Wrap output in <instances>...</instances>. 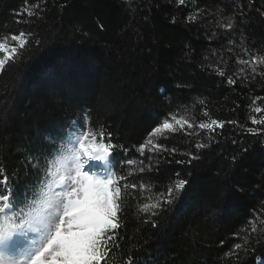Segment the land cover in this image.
Instances as JSON below:
<instances>
[{
  "label": "trees",
  "instance_id": "trees-1",
  "mask_svg": "<svg viewBox=\"0 0 264 264\" xmlns=\"http://www.w3.org/2000/svg\"><path fill=\"white\" fill-rule=\"evenodd\" d=\"M37 3L43 9L39 16L16 15ZM226 21L233 23L231 30L219 27ZM20 31L32 34L30 43L0 74V166L14 182L18 201L41 179L47 157L60 141L67 142L70 122L76 121L81 129H104L127 149L110 158L116 174L127 177L129 199L119 247L108 264H125L129 257L133 264L264 261V133L254 137L245 131L253 127L252 115H264L252 111L264 108V74L252 79L238 64L241 58L264 56V0H186L184 5L178 0H0V39ZM229 76L235 85L227 83ZM205 109L212 118L236 120L244 128L226 124L191 165L174 160L195 152L197 139L207 142L204 133L155 137L178 153H164L159 161L153 156L154 167L139 172V160L147 165L148 154L140 157L136 147L154 127L169 113L194 123L206 120ZM127 158L137 165L123 166ZM177 173L189 183L170 210L154 218L153 228L139 207ZM254 214H259L257 233L239 251L241 259L227 257L235 243L243 244Z\"/></svg>",
  "mask_w": 264,
  "mask_h": 264
},
{
  "label": "snow or ice",
  "instance_id": "snow-or-ice-1",
  "mask_svg": "<svg viewBox=\"0 0 264 264\" xmlns=\"http://www.w3.org/2000/svg\"><path fill=\"white\" fill-rule=\"evenodd\" d=\"M178 3L184 5L186 0H178ZM37 9H40L38 3L25 7L16 15L26 14L29 18L39 16L43 9H40V12ZM196 18L192 16L189 19L194 21ZM219 27L231 30L233 23L226 21ZM31 35L20 31L0 39V74L6 71L7 66L20 59L30 43ZM35 43L39 44L40 41L36 40ZM238 64L243 66L239 72L243 74L246 69L249 70L252 79L264 74L258 72V66H264V56L241 58ZM217 74L224 77L225 71L217 66ZM227 83L235 85L237 80L229 76ZM200 103L203 104L204 101ZM252 111L261 114L264 113V108L257 106ZM202 115L207 119L194 123L184 115L169 113L152 129L145 142L136 147L140 157L148 154L147 165L144 159L139 160V172L143 173L145 167H154L151 163L153 156L159 161L164 153L171 156L178 153L177 148H169L155 140V137L166 140L168 136L165 133H183L189 137H200L201 133H204L207 142L197 139L194 143L195 152L185 151L180 153L185 158L174 160L176 164L191 165L193 161L201 159L200 151L210 147L218 130L219 134H222L226 124L244 128L236 120L212 118L207 109L203 110ZM250 121L253 127H247L246 133L254 137L261 136L264 127L255 126H264V115L259 118L252 115ZM232 143L236 144L237 141L233 140ZM59 144L60 147L47 157L41 179L30 186L20 201L15 195L14 182L10 183L9 174L0 166V264H108L114 250L119 247L118 233L124 226L122 220L126 214L125 202L129 199V184L125 175L116 174L117 166L110 158L114 151L126 153L127 149L113 143L111 133H106L104 129L98 133L91 127L81 129L76 121L70 122L67 142L60 141ZM261 146L264 147V139L261 140ZM242 151L247 152L248 149L244 148ZM237 159L236 155L231 157L233 164ZM89 160L95 162L98 170L108 162L106 179L98 177L95 172L89 175L83 171ZM137 163L138 161L132 158L122 161L123 166H135ZM131 175L129 172L128 176ZM179 175L177 173L174 181L155 193L154 197H148L149 202H144L139 207V211L145 214L144 222L151 223L153 228L157 227L154 218L169 211L170 206L179 199L189 183L187 179L179 178ZM136 188L137 184L132 183L131 189ZM258 216L259 214H254L249 221L250 232L242 237L243 244L235 243L225 254L227 257L235 256L238 260L241 259L239 251L246 250L250 234L257 233L255 221ZM260 223H264V219H261ZM125 264H133L132 258L129 257ZM261 264H264V261Z\"/></svg>",
  "mask_w": 264,
  "mask_h": 264
},
{
  "label": "rangeland",
  "instance_id": "rangeland-1",
  "mask_svg": "<svg viewBox=\"0 0 264 264\" xmlns=\"http://www.w3.org/2000/svg\"><path fill=\"white\" fill-rule=\"evenodd\" d=\"M94 163L93 161L89 160V163L84 166L83 171L87 172L89 175H92L95 172L98 177L106 179L107 178L106 170L102 168L98 170L97 166H93ZM106 167H107V163H106Z\"/></svg>",
  "mask_w": 264,
  "mask_h": 264
},
{
  "label": "bare ground",
  "instance_id": "bare-ground-1",
  "mask_svg": "<svg viewBox=\"0 0 264 264\" xmlns=\"http://www.w3.org/2000/svg\"><path fill=\"white\" fill-rule=\"evenodd\" d=\"M93 163H94V162H93ZM93 166H97V165H95V163H94ZM102 168H105V164H104V166H103Z\"/></svg>",
  "mask_w": 264,
  "mask_h": 264
}]
</instances>
